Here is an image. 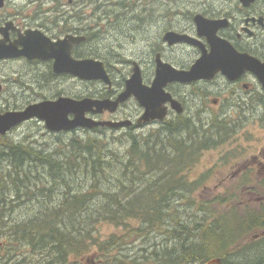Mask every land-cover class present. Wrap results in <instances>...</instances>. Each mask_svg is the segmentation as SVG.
<instances>
[{
	"label": "flooded vegetation",
	"instance_id": "flooded-vegetation-1",
	"mask_svg": "<svg viewBox=\"0 0 264 264\" xmlns=\"http://www.w3.org/2000/svg\"><path fill=\"white\" fill-rule=\"evenodd\" d=\"M121 16H125L122 25H115ZM198 16L205 19L200 27L195 21ZM169 32L174 35L166 39ZM67 35L85 37L72 45L71 57L101 61L110 85L56 73L53 59L23 53L24 49L37 53L40 40L57 42ZM209 39L226 56L222 60L226 71L189 82H168L164 90L182 111L176 113L168 101L166 121L181 117L236 127L241 118L251 117L264 127V0H0V53L14 54L0 56V92H10L0 112L60 96L116 99L135 67L145 85L152 83L161 67L188 71L203 53H210ZM237 54L247 56L250 65L243 67ZM78 83L83 84L84 93L72 94ZM62 87H68V92L63 93ZM143 111L131 95L114 112L103 110L89 116L129 120L131 124L119 128L125 132L156 124L135 126ZM220 167L231 170L230 180L235 185L245 187V193L240 194L245 200L253 193L252 187H264V146L237 148ZM254 199L259 202L257 207L264 206V195Z\"/></svg>",
	"mask_w": 264,
	"mask_h": 264
},
{
	"label": "trees",
	"instance_id": "trees-1",
	"mask_svg": "<svg viewBox=\"0 0 264 264\" xmlns=\"http://www.w3.org/2000/svg\"><path fill=\"white\" fill-rule=\"evenodd\" d=\"M233 132L225 122L203 125L181 117L164 121L145 135L127 128L131 142L125 157L98 146L89 136L73 138L63 157L0 136V264H17L23 248L31 253V264H65L82 252L86 256L91 248L101 253L104 264H203L212 257L226 264H260L264 206L253 209L245 201L231 207V194L222 200L227 205H214L218 200L194 201L191 193L198 182L181 175L194 166L202 150L216 148ZM33 168L45 170L42 177L50 184L30 187L28 172ZM116 168L129 171L126 178ZM72 170H87L90 180H95L87 188L89 193L70 192L67 177ZM111 180L121 181L123 187L97 195L99 183L106 187ZM58 187L56 199L51 198ZM21 192L37 206L18 218ZM173 201L201 207L187 215L170 213L171 203L174 207L178 203ZM131 220L140 224L128 226ZM107 223L129 227L127 237L151 242L139 248V255L110 256L124 248L125 240L98 238Z\"/></svg>",
	"mask_w": 264,
	"mask_h": 264
},
{
	"label": "rangeland",
	"instance_id": "rangeland-1",
	"mask_svg": "<svg viewBox=\"0 0 264 264\" xmlns=\"http://www.w3.org/2000/svg\"><path fill=\"white\" fill-rule=\"evenodd\" d=\"M95 2L99 0H94ZM152 0H141L143 3H150ZM127 2V1H126ZM125 16H121L120 20L115 22V25L120 26L122 25V19ZM149 20V17L146 19ZM146 21L140 23V25L145 24ZM149 27V24H146ZM150 30V29H149ZM152 31V29H151ZM141 37H138L140 39ZM5 88V86H4ZM68 87H62L61 91L63 93H67ZM3 91V90H2ZM0 92V107L4 103V97H8V90H4ZM46 94L49 92L46 91ZM52 93V92H51ZM72 94H83L84 93V86L81 83H78L76 90L71 92ZM6 103H4L5 105ZM133 107V106H132ZM3 108H6L5 106ZM237 109V108H236ZM240 110V108H238ZM7 111V110H5ZM106 117V116H104ZM160 123L149 125L143 129L134 130L133 133L136 135H145L150 132H155L157 127H159ZM225 126V125H224ZM233 129V135L230 139L226 140L224 143L220 144L216 148L204 150L200 155L197 162L190 170H184L181 175L185 176L186 181L191 182H198V187L191 193V198L194 201H215L217 204L214 205H221L219 202L223 203L222 205H227L225 203L226 199L225 196L227 194L233 195V199L230 203L231 207H235L239 201L244 202L248 200L249 206L255 209L259 202L255 201V196H263L264 195V187L261 188L260 186L252 187L253 193L246 198L245 200L240 197V194H244L246 189L243 186L235 185L230 180L231 170H225L220 167L221 163L226 162V160L230 159L231 156L236 152L237 148H244L247 146H256L261 147L264 146V127L263 125L258 122L257 120L251 117H243L240 119L238 126L230 125ZM236 131V134H235ZM128 133L123 132L122 130H113V129H99L97 131L90 130L89 132L83 131L82 129H78L76 131L71 132H63L58 134H53L49 132L44 123L40 120L30 121L24 124H21L15 128H13L7 134L8 138H11L15 142H20L24 144H29L33 148H40L44 149V151H51L52 153L56 154V156H64V152L67 150V146L69 142L73 139H85L89 136L92 140H96L95 144L98 146H103L105 150L110 149L114 151L118 156L125 157L127 148L130 144V138L127 136ZM116 172H120L119 168H116ZM45 170H41L40 168L35 169L33 168L31 171H27L29 178L33 181L29 184L30 187L35 186H47L50 183H46L47 179L42 177ZM129 171L125 170L120 172L121 176L123 175L125 178V174ZM67 181L70 186V192H81V191H88L89 185L91 182L95 180H90V176L87 170H72L68 172ZM99 190L97 191V195H100L103 191H111L112 189L115 190L117 187L121 186L120 182H114L113 180L106 182V187L104 182L99 183ZM111 187V188H109ZM254 188V189H253ZM52 192L49 196L53 199L57 197V189ZM6 198L11 197V193L7 192L5 194ZM91 196H94V193L91 192ZM225 200V201H222ZM178 202L176 203L175 207L173 203H171L170 213L174 211L178 213L184 212L186 215L190 213L192 210H197V208L201 206H193L190 207L189 202H181V201H173ZM36 201L29 200L27 195L23 192L19 195V200L17 201L18 208L16 209L15 215L19 218L22 216H26L28 210L32 207H35ZM237 209H242V206L236 207ZM258 208V207H257ZM201 213H204L201 211ZM210 218H208V221ZM128 226L136 228L140 222L136 220L127 221ZM130 228L126 226H116L114 224H104L100 228V233L98 234V238L102 241H110L111 239L117 240H125L124 248L120 249V251H111L110 256L117 254L121 256V253H124L128 257H133L139 255V248L141 246L148 247L151 240H137L136 238L127 237V231ZM264 232V231H263ZM136 239V240H135ZM85 252L80 253L77 256H72L69 258L68 262L65 264H104L100 261L101 253L97 251L95 248H91L86 256L82 257ZM31 253L27 251V249L23 248V251L20 252L16 261H19L17 264H31L33 263L32 259H30ZM107 264V263H106Z\"/></svg>",
	"mask_w": 264,
	"mask_h": 264
},
{
	"label": "water",
	"instance_id": "water-1",
	"mask_svg": "<svg viewBox=\"0 0 264 264\" xmlns=\"http://www.w3.org/2000/svg\"><path fill=\"white\" fill-rule=\"evenodd\" d=\"M200 27L205 19L202 16L195 18ZM213 24V21H212ZM174 33H167L166 39H170ZM83 36L67 35L57 42H51L45 38L40 40L41 46L35 52L24 49V55L28 57H40L42 59L51 58L54 60L53 70L56 73H69L77 75L80 79H99L105 84L110 85V79L106 73L103 63L96 59H73L70 49L73 44L83 41ZM211 44L210 53H203L188 71H175L169 65L156 70L152 83L148 86L142 83V76L137 67L134 72L126 79L125 89L118 94L116 99H93L83 97L80 99L60 96L56 99H45L39 102L30 103L21 110H8L0 113V135L6 134L13 127L32 118L42 120L49 131L61 132L72 129L83 128L92 129L98 126L108 128H119L129 125V120H96L89 116V113L108 110L114 112L118 105L133 95L138 103L144 108L140 118L136 121L137 125L162 121L167 114L166 103L170 102V107L181 112L182 108L172 99L171 95L164 90V86L171 81L189 82L199 78H210L217 71H226V66L222 60L226 58L218 50L216 42L209 39ZM217 46V47H216ZM12 56L10 53H0V56ZM242 66L250 65L248 57L239 55ZM158 64V66H160ZM241 71V70H240ZM203 264H226L219 257H212ZM264 264V262L260 263Z\"/></svg>",
	"mask_w": 264,
	"mask_h": 264
},
{
	"label": "bare ground",
	"instance_id": "bare-ground-1",
	"mask_svg": "<svg viewBox=\"0 0 264 264\" xmlns=\"http://www.w3.org/2000/svg\"><path fill=\"white\" fill-rule=\"evenodd\" d=\"M67 74H69V73H67ZM87 80H96V79H87ZM29 147V146H28Z\"/></svg>",
	"mask_w": 264,
	"mask_h": 264
}]
</instances>
